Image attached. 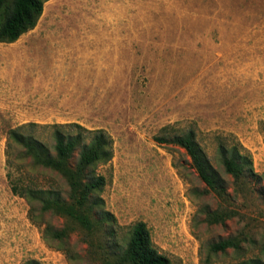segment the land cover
I'll list each match as a JSON object with an SVG mask.
<instances>
[{"label":"rangeland","instance_id":"374dc122","mask_svg":"<svg viewBox=\"0 0 264 264\" xmlns=\"http://www.w3.org/2000/svg\"><path fill=\"white\" fill-rule=\"evenodd\" d=\"M135 6L130 21L140 29L121 31ZM165 41L191 46V57L161 51ZM52 70L63 72L62 80ZM28 122L50 147L54 123L111 136L113 155L97 170L119 244L141 220L169 264H264V0H47L31 30L0 42V264H103L110 240L101 230L89 235L51 211L36 225L27 200L11 191L8 171L17 184L67 189L19 144L8 145L9 129ZM164 125L172 133L194 130L227 198L203 191L207 185L182 147L154 140ZM221 142L244 154L239 176L225 171ZM220 204L237 213L208 223L206 211ZM45 223L74 229L61 242L46 240ZM227 237L239 246L210 251Z\"/></svg>","mask_w":264,"mask_h":264},{"label":"trees","instance_id":"16d2710c","mask_svg":"<svg viewBox=\"0 0 264 264\" xmlns=\"http://www.w3.org/2000/svg\"><path fill=\"white\" fill-rule=\"evenodd\" d=\"M46 1L0 0V42H13L31 30L39 20ZM36 126L37 123L28 122L9 129L8 145L19 144L33 164L59 174L65 181L67 189L63 192L58 188L17 184L13 182L8 171L11 191L23 196L28 202L30 220L40 226L44 223L43 213L51 211L79 229L86 230L89 235L101 230L110 240L107 242L108 256L103 264H169V259L160 253L152 242L149 228L144 221H137L131 226L123 243L119 244L112 238L116 220L110 211L103 208V199L99 192L103 189L106 179L97 170L100 164L108 162L113 155L111 136L102 128L89 129L77 122L54 123L50 125L53 138V145L50 147L35 136L33 129H36ZM154 140L182 147L190 155L199 177L207 185L203 191L212 190L222 199L228 197L225 187L208 168V161L192 128L172 133V126L164 125L160 129V134L154 136ZM219 153L225 171L233 176H239L243 170L244 154L236 146H229L223 142L219 144ZM36 209L39 210L37 215ZM236 213L233 208L220 204L217 208L206 211L205 220L208 223H221ZM72 229L73 226L65 223L60 228L45 223L43 238L58 239L61 242L70 235ZM238 246V239L227 237L210 243L209 249L216 253ZM20 264L45 263L28 258Z\"/></svg>","mask_w":264,"mask_h":264},{"label":"bare ground","instance_id":"6f19581e","mask_svg":"<svg viewBox=\"0 0 264 264\" xmlns=\"http://www.w3.org/2000/svg\"><path fill=\"white\" fill-rule=\"evenodd\" d=\"M140 7L139 6H135V8H128L127 10H126V12H128V19H126V22L129 24V28H124L123 26H121V28H120V30L121 31H126V30H138V29H140V27L138 26L137 28L135 27L136 25V23H133L132 21H130V19H133L134 17H136V15L138 14V11L136 10V9H139ZM156 8V7H155ZM159 9V8H158ZM132 11V14L130 13ZM133 11H134V13H133ZM160 11V10H159ZM154 12H156L155 10H154ZM161 12V11H160ZM159 12V13H160ZM44 13V12H43ZM134 25V26H133ZM186 30V29H185ZM188 30V29H187ZM194 30V29H193ZM190 31H191V29H190ZM105 32H106V35L107 36H105ZM103 34H102V36H103V40H106V43H107V45H109L110 46V48H111V44H112V39L109 37V31L107 30V31H105ZM117 33V32H116ZM192 32H190V34H191ZM187 34V33H186ZM111 35V34H110ZM189 35V34H188ZM117 36V35H116ZM233 39V38H232ZM231 40V39H230ZM229 40V41H230ZM166 42V41H165ZM222 42H224V41H222ZM228 42V41H227ZM167 44H165L164 46H162V48H161V51L162 50H164L166 53H171V54H173V55H176V56H179V57H182L183 55H187L189 52H190V50H191V46H182L181 45V43H179V42H173V43H168V42H166ZM195 43V42H194ZM226 44V43H225ZM234 44V43H233ZM198 45V44H197ZM220 45H221V43H220ZM229 45V44H228ZM203 46V45H202ZM226 46V45H225ZM206 47V46H205ZM210 47V46H209ZM224 47V46H223ZM203 48V47H202ZM213 48V47H212ZM155 49H158V48H155ZM200 49V48H199ZM206 49V48H205ZM111 50V49H110ZM202 51V50H201ZM228 51V50H227ZM236 51V50H235ZM202 52H204V51H202ZM209 52V51H208ZM237 52V51H236ZM259 52V51H258ZM260 53V52H259ZM160 54V53H159ZM158 54V55H159ZM171 54H169V56L171 55ZM194 54V53H193ZM205 54V53H204ZM16 55H17V53H13L12 55H10V57H16ZM157 55V56H158ZM189 55V54H188ZM187 55V56H188ZM206 55V54H205ZM8 56V55H7ZM167 56V55H166ZM168 56V57H169ZM161 57V56H160ZM189 57V56H188ZM191 57V56H190ZM189 57V58H190ZM227 57H229V56H227ZM108 58H109V56H108ZM176 58V57H175ZM184 58H186L185 56L183 57V59ZM193 59V58H192ZM191 59V60H192ZM194 59H196V58H194ZM82 61H84V59L82 58L81 59ZM91 60V59H90ZM170 60H171V58H170ZM174 60V59H173ZM186 60V59H185ZM206 60V59H205ZM218 60V59H217ZM189 61V60H188ZM171 62V61H170ZM195 62H196V60H195ZM231 63H232V61H230ZM167 63V62H166ZM187 63V62H186ZM186 63H184V64H186ZM189 63V62H188ZM36 64V63H35ZM171 64V63H170ZM197 64V63H196ZM199 64H200V62H199ZM229 64V63H228ZM188 65V64H187ZM191 65H193V64H191ZM186 66V65H185ZM92 73V72H91ZM90 73V74H91ZM224 74V73H223ZM229 78V77H228ZM222 82H223V80H222Z\"/></svg>","mask_w":264,"mask_h":264},{"label":"crops","instance_id":"0c3cea01","mask_svg":"<svg viewBox=\"0 0 264 264\" xmlns=\"http://www.w3.org/2000/svg\"><path fill=\"white\" fill-rule=\"evenodd\" d=\"M25 56H26L25 54H24L23 56H21V57H20V60L22 59V57H25ZM17 68L19 69V67H17ZM9 69L12 71L11 67H10ZM61 73H63V72L59 71L58 73H55V72H53V70H52V75H51V76H57L56 78H58V80H62V79H61V77H62ZM34 75H35L36 77H35ZM34 75H33V76H34V78H36V79H37V78H40V77L42 76V74L39 75V73H35ZM20 78H21V77H18L17 80H20ZM52 78H53V77H52ZM52 78H50V79H52ZM17 80H16V81H17ZM28 88H31V87L29 86ZM30 91H31V90L28 89V93L26 92L29 96L32 95V94L30 93ZM21 94H24V93L21 92L19 95H21ZM75 121H77V120H75Z\"/></svg>","mask_w":264,"mask_h":264}]
</instances>
